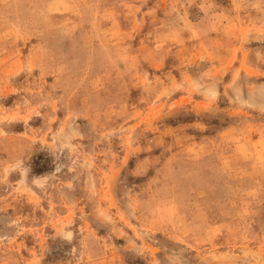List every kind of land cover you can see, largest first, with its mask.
<instances>
[{
	"label": "rangeland",
	"instance_id": "obj_1",
	"mask_svg": "<svg viewBox=\"0 0 264 264\" xmlns=\"http://www.w3.org/2000/svg\"><path fill=\"white\" fill-rule=\"evenodd\" d=\"M0 264H264V0H0Z\"/></svg>",
	"mask_w": 264,
	"mask_h": 264
}]
</instances>
